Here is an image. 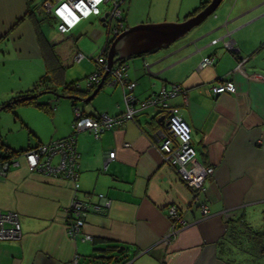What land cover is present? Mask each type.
Instances as JSON below:
<instances>
[{"label":"crops","instance_id":"1","mask_svg":"<svg viewBox=\"0 0 264 264\" xmlns=\"http://www.w3.org/2000/svg\"><path fill=\"white\" fill-rule=\"evenodd\" d=\"M202 1L210 0H168L164 12L151 13L157 0H125L123 26L183 21ZM42 2L0 0V43L11 46L26 66L18 68L19 76L37 79L54 72L62 89L64 82L77 80H66L65 58L42 29L39 17H53ZM100 7L103 15L108 3ZM214 11L167 46L123 60L137 101L171 83L181 85L185 99L172 97L167 109H139L133 119L96 137L87 129L77 132L76 182L30 171L22 158L0 174V209L17 211L21 222L19 239L0 241V264H67L76 256L79 264H264V240L251 238L244 227H264V0H222ZM102 15L94 16L106 28ZM227 32L237 50L223 46L220 39H229ZM78 52L72 62L84 60H75ZM203 57L212 63L199 67ZM227 80L234 92L211 91ZM61 89L52 103L35 105L32 113L42 124L19 117L0 141L11 150L32 147L73 134L74 107L88 115H117L125 106L122 88L108 81L86 105L79 100L91 92L73 97V91ZM167 111L191 128L196 155L187 169L212 168L198 187L181 179L157 149L154 133L165 129ZM11 129H21L18 139L9 135ZM97 193L108 197L110 206L87 213L80 233L70 237L65 208L74 198L99 202ZM170 204L178 206L176 222L168 216Z\"/></svg>","mask_w":264,"mask_h":264},{"label":"built area","instance_id":"2","mask_svg":"<svg viewBox=\"0 0 264 264\" xmlns=\"http://www.w3.org/2000/svg\"><path fill=\"white\" fill-rule=\"evenodd\" d=\"M125 0H44L42 7L50 12L57 20V29L61 33L68 32L81 19L90 15H102L101 7L103 3H108L105 18L107 38L115 37L125 27L123 26V4ZM229 39L221 38L223 46L230 50H237L233 41L230 39L229 33H226ZM217 40H212L215 43ZM84 55L81 52L75 54L76 61H80ZM96 68L86 78V87L98 84L101 80L103 72L107 68L106 58L102 57L101 51L95 57H91ZM212 63L211 57H203L199 62V67ZM148 69L147 64H145ZM108 83L118 84L123 91L124 109L117 115H109L107 113H99L97 115L85 114L78 107H74V119L71 123L72 133L69 136L50 140L46 143H39L35 146L28 147L10 160H5L0 164V174L4 175L10 166H18L19 159L22 158L28 170L38 172L44 175L59 176L76 182L78 178V151L76 149L75 134L81 130H90L94 136H98L102 131L111 128L113 125L122 123L125 120L133 119L135 113L147 106L155 105L162 109L170 106L169 100L177 95H181L184 99L186 93L178 83H171L169 87L162 86L156 93L144 100L137 101L132 94L135 82L130 80L126 64H116L109 70ZM214 94L222 92H234L235 85L232 81H224L211 86ZM165 129H157L154 133L158 140L157 149L161 154L162 160L175 168L179 177L188 185L200 186L201 180L205 175L212 173L211 167L204 169L197 168L196 171L188 170L187 165L190 164L196 155V148L191 143V128L189 124L178 114L172 112L164 113ZM114 151H110L108 158L114 156ZM106 166V163L104 164ZM99 202L91 203L89 201H81L76 198L72 199L65 208L66 233L70 237H74L80 233L84 225V217L87 213L102 212L110 206L111 200L102 193H97ZM202 208V212L206 213V209ZM169 218L176 222L180 219L178 206L170 204L167 208ZM175 229V228H174ZM21 236V222L19 213L15 210L0 209V241L1 240H17ZM171 234L164 237L168 240ZM83 239H91L89 234H83ZM67 264H79L78 257H74Z\"/></svg>","mask_w":264,"mask_h":264},{"label":"rangeland","instance_id":"3","mask_svg":"<svg viewBox=\"0 0 264 264\" xmlns=\"http://www.w3.org/2000/svg\"><path fill=\"white\" fill-rule=\"evenodd\" d=\"M167 1L168 0H157V3L160 4L154 6L152 5L151 13H154L152 11L154 8H158L164 12ZM41 2L42 0H33V3L35 4H40ZM36 11L38 14V10ZM215 12L216 11H214L213 13ZM211 16L212 14L209 17ZM39 22L42 24L41 26L46 36L53 42H55L53 43V47L55 49L54 51H56L57 54H61V56L65 58V64H67L64 70L66 80H77L80 85L86 86L87 76L96 68L93 59H91L90 57L95 58L100 53L107 36L105 26L99 23V16L90 15L88 18L81 19L80 22H78L70 31L64 34H62L61 32H57V21L49 15H45L43 17L40 16ZM156 22L146 21L145 23ZM7 45L8 44L5 42L0 43V106L2 105V102L6 100L5 98L12 94V92H14L13 95L18 94L15 93L16 90L24 91L26 88L30 87L33 82L39 80V77H36L37 79L33 77L31 78V76L29 77V75H27L26 73V75H18V71H20L18 70V68L22 69L23 67L24 71V68H26V66L23 65L22 62L17 60V56L13 55L14 49H12L11 46ZM76 51L82 52L83 55L85 54L83 57L84 60L82 59V62H72L73 55ZM46 58L47 56L45 55L44 60ZM58 82L59 81L54 82L52 92H44L42 94H39L36 97L37 102H47V100L50 99L48 101L52 103V101H54L58 96L57 94H60L61 88L58 87L59 85H56ZM76 101L78 100L76 99ZM88 102L89 101H80L79 103H81L82 105H86ZM34 109H37V107L35 105L29 104H18L11 109H0V130L3 131L0 137L2 138V140H5L7 136L6 133H9L8 131L10 129L7 131V128H10L12 124L20 123L19 117H24L27 120L36 119L37 123L42 124L41 117H35L32 113V111H35ZM20 131L21 129H17L14 131L11 129V133L9 135L14 134L16 135L15 138L18 139L17 136L19 135Z\"/></svg>","mask_w":264,"mask_h":264},{"label":"water","instance_id":"4","mask_svg":"<svg viewBox=\"0 0 264 264\" xmlns=\"http://www.w3.org/2000/svg\"><path fill=\"white\" fill-rule=\"evenodd\" d=\"M221 1L210 0L196 14L182 22L139 23L123 29L110 41L106 57L107 68L103 72L100 82L89 95L80 98V101L86 102L94 96L115 62L124 60L131 55L151 52L159 47L167 46L212 14ZM106 16L107 12H104L100 17L103 24H105Z\"/></svg>","mask_w":264,"mask_h":264},{"label":"trees","instance_id":"5","mask_svg":"<svg viewBox=\"0 0 264 264\" xmlns=\"http://www.w3.org/2000/svg\"><path fill=\"white\" fill-rule=\"evenodd\" d=\"M28 1L30 3L31 0H28ZM207 3L208 1H202L196 10H201ZM110 41H111V38H106L104 46L101 49V54L103 58L107 57V51L109 48ZM121 63H124V61L119 60L115 62L114 65L121 64ZM57 76L58 75H56L53 72L51 74L49 73V75L45 74L39 77L38 78L39 80L38 81L36 80L35 82H33V84L31 85L29 89L18 92V94H15L9 100L2 102L0 109H11L18 104H27V103L34 104L36 106H42L43 103L37 102L36 97L39 94H42L44 92H52L54 82L59 81L57 80ZM108 79H109V74L105 77L103 82L108 81ZM96 85L91 86V87H86L85 89H81L77 81H71V82H64L61 86H62V91H66V92L73 91L72 95L73 97H76V95L79 93L87 94V92H91ZM25 149L27 148L19 149V150H11L2 141H0V164L4 162L5 160H10L12 157L16 156L17 154H19ZM262 212H263V218H264V209ZM244 227L246 231L249 232V236L251 238L257 241H260L261 239L264 240V227L261 230L251 229V227L247 224H244ZM260 248H262V246H260Z\"/></svg>","mask_w":264,"mask_h":264}]
</instances>
